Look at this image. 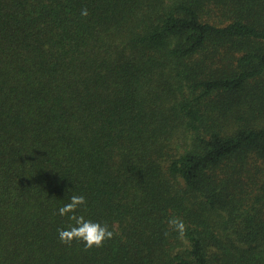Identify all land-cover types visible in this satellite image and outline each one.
I'll use <instances>...</instances> for the list:
<instances>
[{
    "label": "trees",
    "instance_id": "trees-1",
    "mask_svg": "<svg viewBox=\"0 0 264 264\" xmlns=\"http://www.w3.org/2000/svg\"><path fill=\"white\" fill-rule=\"evenodd\" d=\"M0 264H264V0H0Z\"/></svg>",
    "mask_w": 264,
    "mask_h": 264
},
{
    "label": "clouds",
    "instance_id": "clouds-1",
    "mask_svg": "<svg viewBox=\"0 0 264 264\" xmlns=\"http://www.w3.org/2000/svg\"><path fill=\"white\" fill-rule=\"evenodd\" d=\"M82 16L88 15V10H81ZM86 199L83 195H73L70 201L58 209L59 215L68 216L70 223L67 229H57L60 241L66 245H71L73 240L82 241L85 250L93 247H102L106 240L114 236V231L110 230L107 223L101 224L85 219L84 215H77V210L86 206ZM168 225L171 230L177 232L179 237H183L185 224L179 218H170ZM169 233L166 231L165 235Z\"/></svg>",
    "mask_w": 264,
    "mask_h": 264
}]
</instances>
